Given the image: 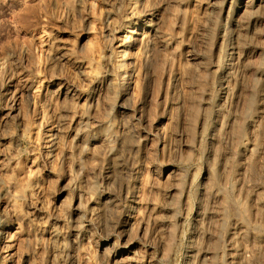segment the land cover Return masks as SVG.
<instances>
[{
  "label": "rangeland",
  "instance_id": "obj_1",
  "mask_svg": "<svg viewBox=\"0 0 264 264\" xmlns=\"http://www.w3.org/2000/svg\"><path fill=\"white\" fill-rule=\"evenodd\" d=\"M0 264H264V0H0Z\"/></svg>",
  "mask_w": 264,
  "mask_h": 264
},
{
  "label": "bare ground",
  "instance_id": "obj_2",
  "mask_svg": "<svg viewBox=\"0 0 264 264\" xmlns=\"http://www.w3.org/2000/svg\"><path fill=\"white\" fill-rule=\"evenodd\" d=\"M111 18V17H110ZM110 20V19H109ZM112 20V19H111ZM114 21H115V19H114ZM114 21H113V23H114ZM109 22V21H108ZM110 23V22H109ZM111 25V24H110ZM106 35H108V34H106ZM133 35H135V33L134 32H131V34L130 35H128V37H127V39H126V41H125V43H124V46L125 47H127V48H131L133 45V43L131 44L130 43V41L131 40H135V39H137V38H134L133 37ZM109 38V37H108ZM107 41V40H106ZM238 45H230V47H229V50H230V53H229V55L226 57V59L224 60V61H227V60H231V58H235V54L238 52V54L240 53V50H237L238 48ZM126 51V50H125ZM237 51V52H236ZM124 54H126L125 52H123ZM123 54V55H124ZM127 54H128V52H127ZM237 57H238V55H237ZM127 58H129V57H127V56H125L124 58H123V60L122 61H124V65H125V68L124 69H122L121 71H120V78L122 79V81H124V83L122 84V87H124V89L125 88H127V85L129 84V78H130V72H131V66H130V64H129V60L127 59ZM232 62V61H231ZM229 64V63H228ZM7 70H8V68H7ZM10 70V69H9ZM3 74H5V73H3ZM7 74V73H6ZM11 74V73H10ZM2 76H4V75H2ZM7 77V76H6ZM5 77V78H6ZM8 77H10V76H8ZM10 80V79H9ZM5 81V80H4ZM6 82V81H5ZM120 85H121V83H120ZM6 87V86H5Z\"/></svg>",
  "mask_w": 264,
  "mask_h": 264
}]
</instances>
